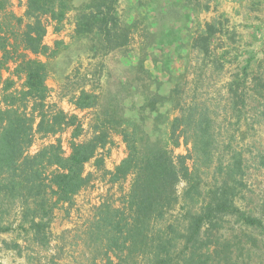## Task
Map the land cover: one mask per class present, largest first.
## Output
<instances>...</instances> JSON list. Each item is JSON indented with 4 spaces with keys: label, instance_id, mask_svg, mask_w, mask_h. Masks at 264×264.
Instances as JSON below:
<instances>
[{
    "label": "trees",
    "instance_id": "16d2710c",
    "mask_svg": "<svg viewBox=\"0 0 264 264\" xmlns=\"http://www.w3.org/2000/svg\"><path fill=\"white\" fill-rule=\"evenodd\" d=\"M118 3L119 0H25L23 14L16 15L7 9L8 0H0V231L11 229L1 223L9 214L8 207L9 212L10 207L18 208L17 225L24 227L27 223L23 229L31 231L30 239L47 243L43 234L54 207L69 202L89 183L91 174L84 172L87 162L93 161L96 169H102L104 158L99 150L110 144L111 133H116L125 143L126 156L113 170H102L111 184L128 175L132 181L122 205L102 203L87 227L91 238L105 243L106 264H135L136 259L145 264H246L254 248L261 250L257 234L264 236V220L236 204L246 188L244 159L230 141L225 146L228 156H219V112L210 110L206 100L198 98L195 77L199 73L190 83L185 73H178L168 91L160 94L158 85L153 95L143 96L139 105L132 101L123 106L119 90L101 97L80 88L71 97L76 108L100 104L94 115L93 134L84 141H74L81 131L77 116L46 102L47 59L57 53L61 41H55L53 47L43 43V17L54 22L57 32L67 13L74 11L71 39L85 42L93 57L128 46L130 24L121 25ZM23 21L24 28L20 29ZM220 29L215 21L206 23L203 31L193 37L192 49L207 57L213 52L211 42ZM38 55L46 60H40ZM249 62L250 59L231 73L225 83L226 98L234 100L235 112L231 111V116L237 124L243 118L248 122L244 86L252 66ZM200 64L202 70L213 64L221 70L224 67L223 63ZM135 69L136 80L149 75L143 63H133L132 70ZM3 70H10L9 75L4 77ZM13 77L22 80L19 89H15ZM260 80L256 84L261 88L254 89L251 96L258 106H264V79ZM125 107L127 111L122 110ZM149 116L151 127L147 125ZM68 127H73L68 155L63 154L59 139L28 154L34 133L53 136ZM181 142L189 143L190 149L186 154L174 155V147ZM252 158L264 167L261 150ZM188 159L192 160L191 167ZM182 181L185 185L179 193ZM176 206L178 211L168 218L166 215ZM226 218L238 224L234 241L221 233ZM162 221L164 224L157 227ZM242 235L247 238L245 242ZM108 251L116 261L107 256ZM256 264H264V252Z\"/></svg>",
    "mask_w": 264,
    "mask_h": 264
},
{
    "label": "rangeland",
    "instance_id": "374dc122",
    "mask_svg": "<svg viewBox=\"0 0 264 264\" xmlns=\"http://www.w3.org/2000/svg\"><path fill=\"white\" fill-rule=\"evenodd\" d=\"M7 9L16 15H22L25 0H8ZM118 11L121 25L130 24L128 46L107 54L98 53L93 57L87 51L85 42L71 39L74 11L67 13L57 32L54 31V22L43 17L46 24L43 43L53 47L55 41H61L57 53L47 59L49 92L46 102L69 115L77 116L81 131L74 141H84L93 134L94 115L100 109V104L88 109L76 108L71 97L80 88L101 97L119 90L123 106L132 101L139 105L143 102V96L153 95L158 85L160 94L168 91L175 84L178 73H185L189 83L199 73L200 76L195 77L198 78V98H204L211 107L210 110L219 112L216 125V131L220 132L216 136L219 140L218 147L222 152H219V156L223 159L228 156L225 146L230 141L232 147L242 152L244 159L246 188L244 196L238 198L236 204L264 220V167L260 166L257 159L252 158L258 150L264 153V114H261L264 106H258L255 97L251 96L254 89L261 88L257 85L261 82L260 79H264V0H119ZM212 21L218 23L221 29L212 39L213 52L204 57L197 49H192V41L193 37L203 31L206 23ZM24 24L25 21L19 26L20 29L24 28ZM4 25L3 23L2 27ZM10 28L11 26L8 27V34ZM172 34L182 43L178 46L172 45ZM134 36L142 37L144 46L136 45ZM152 42L154 44L150 45ZM37 58L46 60L42 55ZM248 59L252 63L248 81L244 86L248 122L243 118L237 124L235 117L231 116V111L235 112L234 100L226 98L225 83L231 73L247 63ZM133 63H143L149 75L145 74L140 80H136L137 70H132ZM200 63H223L224 67L221 70L217 68V64H213L202 70L199 68ZM8 66L12 70L13 60L8 62ZM10 70H3V76H8ZM13 79L15 89H19L22 80L16 77ZM127 84L128 87H125ZM165 107H161V110ZM224 108L227 112H223ZM122 110L127 111L126 107ZM175 113L176 111L169 113L170 117ZM152 124V117L149 116L147 125L151 127ZM72 128L68 127L53 136L34 133L28 154L32 155L43 146L59 139L63 154L68 155L73 140ZM111 140L110 144L99 150L104 158L102 169L108 171L114 169L127 151L119 134L111 133ZM189 149V143L186 145L181 142L174 147L173 153L186 154ZM187 163L191 167L192 160L188 159ZM102 169H96L93 161L85 164L84 172L91 174L90 181L69 202L58 203L54 207L43 234L47 243L30 239L31 231L23 229L28 224L24 223V227L17 225L20 219L18 208L10 207L9 212L8 207L9 214L4 216L1 223L10 225L11 229L0 231V264H106L105 243H97L91 238L87 234V227L96 217L102 203L108 202L113 207L122 205L132 176L128 175L123 181L111 184L108 181L109 176ZM184 185L183 181L179 183V193ZM177 211L176 206L166 216L172 218ZM163 224L164 221L156 226L161 227ZM221 233L234 241L235 235L239 233L238 224L232 218H226ZM257 236L261 240V250L254 248L246 264H256L264 252V236ZM241 239L243 242L247 240L243 235ZM107 256L116 261L110 251ZM135 261V264H145L139 259Z\"/></svg>",
    "mask_w": 264,
    "mask_h": 264
},
{
    "label": "crops",
    "instance_id": "0c3cea01",
    "mask_svg": "<svg viewBox=\"0 0 264 264\" xmlns=\"http://www.w3.org/2000/svg\"><path fill=\"white\" fill-rule=\"evenodd\" d=\"M172 36H173V34H172ZM136 36H134V38H135ZM137 38V37H136ZM135 38V40H136V45H138V46H144V42H143V38L142 37H140V38H137L136 39ZM178 40V37L177 36H173V38H172V45H174V46H178L180 43H182L181 41H177ZM149 44V43H148ZM154 43L152 42L150 45H153ZM46 83H47V80H46ZM47 85H48V83H47Z\"/></svg>",
    "mask_w": 264,
    "mask_h": 264
}]
</instances>
